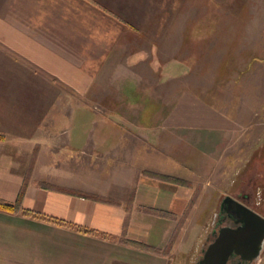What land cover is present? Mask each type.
<instances>
[{
  "label": "crops",
  "instance_id": "obj_1",
  "mask_svg": "<svg viewBox=\"0 0 264 264\" xmlns=\"http://www.w3.org/2000/svg\"><path fill=\"white\" fill-rule=\"evenodd\" d=\"M92 1L127 25L90 0H0V199L15 202L22 191L21 208L97 232L0 209V264H193L203 231L192 218L206 205L200 210L192 201L200 186L199 201L216 193L206 176L214 179L232 132L225 114L181 99L165 113L132 114L141 122L133 128L120 123L131 114L108 112L94 129L78 132L54 129L60 112L19 108L54 110L62 88L71 94L68 104H78V95L84 104H137L125 90L136 88L135 71L148 72L143 59L153 56L152 68L161 63L167 71L156 61L155 43L147 53L140 41L157 39L151 26L165 22L173 0ZM63 148L74 155L53 156ZM173 163L189 173L171 171ZM144 170L190 185L163 183Z\"/></svg>",
  "mask_w": 264,
  "mask_h": 264
},
{
  "label": "rangeland",
  "instance_id": "obj_2",
  "mask_svg": "<svg viewBox=\"0 0 264 264\" xmlns=\"http://www.w3.org/2000/svg\"><path fill=\"white\" fill-rule=\"evenodd\" d=\"M160 13L158 9V15ZM165 14V22L151 26L156 27L157 39L142 40L140 47L148 53L149 46L155 43L156 61L166 64L167 71H162L161 63L152 68L149 60L152 61L153 56L147 55L143 59L141 66L148 68V72L135 71L133 84L136 88L125 90L128 96H133L130 100L137 104H84L79 102L82 96L78 94V104H68L64 97L71 94L62 88V104L55 105L54 110L53 106L20 105L19 108L22 112L27 109L29 113L42 110L46 116L60 112L54 129L78 132L94 129L103 117L101 113L108 112L131 114L130 121L120 123L133 128V124H141L133 119V115L143 109L144 118L165 113L181 99L190 104L203 102L225 114L232 122V132L221 151L220 168L215 172V177L219 173L220 178L213 179L211 174L206 176L213 182L208 188L215 189L216 193L211 202L207 201L208 197L199 201L200 186L192 201L194 205L198 200L200 210L207 206L201 216L192 218L203 231L199 245L209 232L213 214L225 195L233 196L239 190L251 192L255 204L259 205L252 207L264 215V0H173L172 4H166ZM21 89L16 91L24 90L30 93L29 98H38L31 93V88ZM116 123L107 121L106 127L115 128ZM49 154L46 156L53 155ZM72 154L71 149L63 148L53 156L65 158ZM179 170L185 175L189 173L173 163L171 171ZM149 231L153 237L155 231ZM252 264H264V247Z\"/></svg>",
  "mask_w": 264,
  "mask_h": 264
},
{
  "label": "water",
  "instance_id": "obj_3",
  "mask_svg": "<svg viewBox=\"0 0 264 264\" xmlns=\"http://www.w3.org/2000/svg\"><path fill=\"white\" fill-rule=\"evenodd\" d=\"M223 204L234 223L219 229L218 236L202 252L200 263L227 264L229 257L236 253L252 264L264 247V215L232 195H225Z\"/></svg>",
  "mask_w": 264,
  "mask_h": 264
},
{
  "label": "trees",
  "instance_id": "obj_4",
  "mask_svg": "<svg viewBox=\"0 0 264 264\" xmlns=\"http://www.w3.org/2000/svg\"><path fill=\"white\" fill-rule=\"evenodd\" d=\"M90 2L92 3V5H94L95 7H97L101 11H103L104 13L116 18L122 24L127 25V23L123 19H121L119 16H116L115 14H113L110 10L106 9L105 7L99 5L98 3H96V2H94L92 0H90ZM2 137L3 136L0 133V139ZM142 174L147 176V177H149V178L161 181L163 183L182 185V186H189L190 185V183L187 180L178 178V177L173 176V175L158 173V172L149 171V170H144L142 172ZM21 194H22V191H20L17 200L15 202H12V203L0 199V209L5 210V211H10V212H18V211H20L24 215L33 216V217H39V218H42L44 220L53 222V223L58 224V225H64V226L72 227V228H75V229L83 230L85 232L97 233L94 230H89V229L80 227L78 225L72 224V223L67 222L65 220H62V219H58V218H55V217H52V216H48V215H45V214H41V213H37V212H33V211H30V210L21 208V205H20ZM77 194H79V193H77ZM148 211L153 213V214L159 215V216L169 215V214H165V213H163L161 211H158L156 209H148ZM132 244L135 245V246H138L140 248L150 249V247L148 245H144V244H141V243L133 242Z\"/></svg>",
  "mask_w": 264,
  "mask_h": 264
},
{
  "label": "flooded vegetation",
  "instance_id": "obj_5",
  "mask_svg": "<svg viewBox=\"0 0 264 264\" xmlns=\"http://www.w3.org/2000/svg\"><path fill=\"white\" fill-rule=\"evenodd\" d=\"M232 197L246 203L249 206L259 207V205L255 204L256 202L254 199V195L251 192H243V191L241 192V190H239L235 192V194ZM222 199L223 198L220 199L218 208L216 212L213 214L214 217L212 220L211 228L209 232L206 234V236L204 237L203 241L201 242L199 254L195 258V261L193 262V264H203V263H200V260L202 259V252L206 249L208 244L214 241L215 238L218 236L219 229L224 225H233L234 223L233 220L228 216V213L225 210L226 206L224 205L226 204H223V206H221ZM227 264H248V263L242 258L241 254L234 253L229 257Z\"/></svg>",
  "mask_w": 264,
  "mask_h": 264
}]
</instances>
